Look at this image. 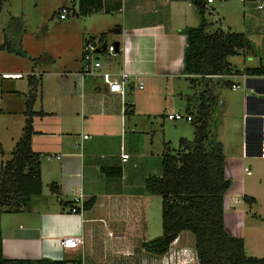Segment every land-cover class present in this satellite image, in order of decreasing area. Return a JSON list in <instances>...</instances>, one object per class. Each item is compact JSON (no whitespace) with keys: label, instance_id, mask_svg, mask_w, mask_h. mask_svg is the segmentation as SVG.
<instances>
[{"label":"crops","instance_id":"1","mask_svg":"<svg viewBox=\"0 0 264 264\" xmlns=\"http://www.w3.org/2000/svg\"><path fill=\"white\" fill-rule=\"evenodd\" d=\"M211 3H205L206 10H212ZM125 4L134 15L128 21L124 15ZM77 5L78 14L104 16L97 27L91 26L92 33H115L125 44L116 55L103 52L98 58L101 62V56H107V61L101 62L103 71L131 73L132 80L125 93V100L132 103L128 114L134 112L135 102L131 96L145 88L144 78L182 64L184 36L180 31L199 23L198 13L188 0H78ZM255 5L251 1L242 11V33L253 47V53L248 56L255 59L241 69L230 63L240 74L246 67L264 66V13L257 11ZM61 7L71 9L63 4L57 10L58 15ZM72 11L76 14L75 3ZM118 12L122 15L121 22L110 24L106 21L108 16ZM82 45L77 57L66 59L68 69L51 73L59 76L53 84L55 99L51 110L44 109L42 113L45 116L52 114L56 124L48 126L51 130L45 132V139L31 137L32 150L50 156L40 160V177L47 191L43 190L42 184V192L38 199L31 200L28 212L1 215L5 258L66 260L67 264H74L80 257V264H99L97 258L119 257L118 261L112 258L110 264H130L134 258L151 260L154 256L141 247L152 236L149 224L155 205L154 196L145 193L144 181L151 175L161 176L164 141L155 144L144 130H124L123 118L127 113L121 111L120 96L109 93L99 77L79 75ZM114 57H120L117 66L110 62ZM48 59L52 61L51 56ZM246 77H242L246 88H253L257 96L246 98L245 142L240 144V156L227 155L223 147L225 172L235 176L243 173L244 156L254 155L247 145V134L259 126V120L253 117H264V95L261 94L264 92V74ZM139 81L143 83L142 89L137 87ZM247 109L250 115H247ZM150 111L153 109L148 108L146 112L140 109L137 113L145 115ZM121 153L128 155L126 161L122 160ZM51 184L57 185L54 191ZM73 192H81L86 205L93 199L92 204L86 208L83 205L79 212H70L68 203L72 202ZM228 193L229 200L224 198V224L229 220L226 207L242 223L243 213L236 211L235 204H240L239 199L247 196L245 183L237 184ZM160 208L155 206V211L158 213ZM110 227L114 233L108 230ZM181 233L175 241L180 240ZM232 234L241 236L236 230ZM64 235H81L83 245L60 248L56 240Z\"/></svg>","mask_w":264,"mask_h":264},{"label":"rangeland","instance_id":"2","mask_svg":"<svg viewBox=\"0 0 264 264\" xmlns=\"http://www.w3.org/2000/svg\"><path fill=\"white\" fill-rule=\"evenodd\" d=\"M1 1L0 45L6 42V46L14 48L0 50V167L10 159L16 142L23 134L27 118L25 111H29V108L32 111L28 116L31 118L32 136L40 140L47 137L44 136L45 132L51 130L48 126L51 123L56 124V120L52 114L47 113L45 116L42 111L44 109L51 110L56 92L53 84L55 80H59V76L51 73L68 69L66 59L69 57L73 59L79 55L84 39L96 34L92 33L91 26L97 27L96 24L100 23L104 17L100 14H78V0ZM73 3H75L76 14L72 11ZM63 4L71 6L65 20H61L57 13L58 8ZM245 4L247 5L240 0H214L210 4L211 13L206 10L204 14L211 23L210 30L221 28L242 32L244 28L242 11ZM124 15L127 21L129 17L134 18L129 5L125 4ZM11 17L21 18L23 31L17 34V38L12 36L13 33L7 32L10 37L5 40L4 29ZM121 18L122 15L118 12L108 16L106 21L110 24H117L121 22ZM143 18L146 19L147 16ZM105 35L107 40L118 41L124 47L125 44L120 36L107 32ZM18 37L21 38V46L18 44ZM10 43H16V46ZM50 56L52 61L48 59ZM106 57L105 54L101 56L102 63L107 61ZM253 59L255 57L244 56L243 53L228 57V61L239 69L245 65H251L249 62ZM110 60L111 64L117 66L120 57ZM33 70L38 74L39 85L37 89L30 90L27 74ZM3 71L22 72L24 77L4 79L1 77ZM235 81L241 86L238 90H232L229 85L223 83L212 85L211 92L215 99L210 101L208 120L214 129L216 140L222 144L225 153L240 156L239 147L246 138L244 115L246 98L257 96V92L253 88H246V81L242 77H236ZM144 84V90L137 92L133 97L131 96L135 102L134 112L133 114L127 113L123 118L124 130L126 132L144 130L155 144L164 141L165 148L174 152L178 148L179 138L188 140L193 138L194 128L190 121L175 120L173 116L177 113L185 116L194 112L196 104L193 97L199 93V90L197 86L193 87L190 80L183 75L182 64H179L178 67L166 68L152 77L144 78ZM189 98L190 102H188ZM148 108L153 111L145 115H138V110L142 109L146 112ZM37 153L40 154V160L48 157L44 156L42 151ZM244 158L243 173L239 172L235 176L226 171L225 177L231 182L230 193L237 184L245 183L247 196L253 197L254 202H249L241 197L238 201L240 204H235L236 211L243 213L242 223L239 221L240 218L226 207L225 212L228 213L229 220H226L225 228L231 235H233V230L241 233L239 238L243 240L246 256L262 258L264 257V157L250 155L244 156ZM245 169L250 173L247 174ZM42 184L43 190L47 191L45 183ZM228 195L230 194L225 195L227 201L229 200ZM153 196L155 205L154 209H151L152 222L150 221L149 226L152 236L149 240L162 233L161 211L158 213L155 211V206L161 207V197ZM32 199L38 198L34 196ZM110 228L108 230L114 233L115 230ZM107 232L106 230V235ZM177 241L170 245L169 251L164 256H153L151 260L143 258L139 261L134 258L130 264H198L194 252L193 234L189 231L182 232L180 240ZM112 258L116 261L120 260L119 257ZM112 258L105 257L101 260L97 258L96 262L110 264L113 261ZM74 262V264H80V257Z\"/></svg>","mask_w":264,"mask_h":264},{"label":"trees","instance_id":"3","mask_svg":"<svg viewBox=\"0 0 264 264\" xmlns=\"http://www.w3.org/2000/svg\"><path fill=\"white\" fill-rule=\"evenodd\" d=\"M188 1L196 7L200 17L198 25L186 26L180 31L185 38L182 73L199 90L193 97L196 104L194 112L188 113L194 128L193 138H180L174 152L165 148L161 176L151 175L144 181L146 194L161 197L162 233L143 242L141 247L161 257L169 251L170 245L181 232L189 231L194 236L198 264H264V257L246 256L242 238L229 234L225 228L224 198L231 182L225 177L223 146L216 140L208 120L209 104L215 99L211 92L212 85L231 84L230 79L215 80L208 75L239 73L227 58L238 53L252 54V43L242 32L219 28L210 30L211 23L204 16L206 0ZM21 31V18L11 17L4 29V39L10 37L8 33H13L12 36L17 38ZM99 36L106 39L105 34ZM10 44L16 46V43ZM18 44L21 46L20 37ZM13 48L6 46V42L0 45V50ZM242 72L247 76L263 75L264 66L246 67ZM38 83L37 76L28 75L30 90H35ZM31 113L30 108L25 111L27 118L23 134L16 142L10 159L0 167V220L4 213L28 212L32 198L42 192L40 154L31 148L32 126L31 118L28 117ZM247 113H250L248 109ZM56 187V184L50 186L53 191ZM243 198L254 202L252 197ZM92 202L93 199H90L87 203L90 205ZM68 204L69 209L79 212L73 202ZM83 205L84 208L88 206L86 203ZM0 264H67V261L5 258L2 254L0 227Z\"/></svg>","mask_w":264,"mask_h":264},{"label":"built area","instance_id":"4","mask_svg":"<svg viewBox=\"0 0 264 264\" xmlns=\"http://www.w3.org/2000/svg\"><path fill=\"white\" fill-rule=\"evenodd\" d=\"M213 0H206V4L211 3ZM243 2L249 3L254 1L256 3L255 8L257 11L264 13V0H242ZM68 15V10L66 7H61L59 10L58 17L60 19H65ZM115 41H109L105 38L100 37L99 35H95L92 37H88L84 39L82 45V54H81V66L79 70V75L83 78L86 77H99L101 81L106 85L107 91L109 93L118 94L121 98V111L125 114L126 110L128 109V105L132 104L125 100V93L126 87L131 83L132 75L131 73L122 70L116 74H113L108 71L102 70L101 62L98 58L100 53H108L110 55H116L118 52L123 50L122 45L118 44L116 47L114 45ZM27 75H36L38 74L31 71ZM239 75L242 77L247 78L246 75L240 73H231V74H223V73H216L212 75H208L209 78L215 80L221 79H230L231 84L230 87L232 90H238L240 85L235 82V78ZM1 77L4 79H18L23 78L24 74L22 72H4L1 73ZM138 89L143 88L142 81H139L137 84ZM264 95L263 93H261ZM264 116V115H263ZM264 118V117H263ZM262 118V125L253 128L247 134V145L251 148L252 153L259 157H264V121ZM173 119L180 120L185 119L186 121H191V115L186 114L185 116L177 113L173 116ZM87 138V135L83 136ZM50 157V156H48ZM58 157V156H57ZM121 158L123 161H126L128 155L126 153H121ZM245 172L249 174L250 172L245 169ZM72 202L76 207L79 208L81 211L83 207V198L82 193L75 192L72 193ZM70 212L76 213V211L69 209ZM111 235V233H110ZM57 245L64 249V248H77L83 245V237L81 235H64L56 240Z\"/></svg>","mask_w":264,"mask_h":264},{"label":"water","instance_id":"5","mask_svg":"<svg viewBox=\"0 0 264 264\" xmlns=\"http://www.w3.org/2000/svg\"><path fill=\"white\" fill-rule=\"evenodd\" d=\"M118 42H114V45L117 47L118 46ZM262 93V92H261ZM263 94H264V92H263ZM253 98V97H252ZM263 103H264V98H263ZM247 115H250L249 113H247ZM262 115H264V113L262 114ZM253 118H257L258 120H259V126L261 127V125H262V118L261 117H253Z\"/></svg>","mask_w":264,"mask_h":264}]
</instances>
